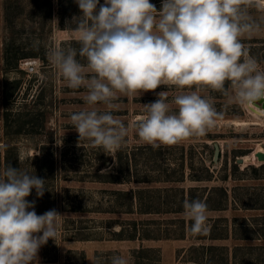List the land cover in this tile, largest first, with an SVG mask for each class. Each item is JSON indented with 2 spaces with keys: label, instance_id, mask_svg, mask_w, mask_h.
Here are the masks:
<instances>
[{
  "label": "rangeland",
  "instance_id": "1",
  "mask_svg": "<svg viewBox=\"0 0 264 264\" xmlns=\"http://www.w3.org/2000/svg\"><path fill=\"white\" fill-rule=\"evenodd\" d=\"M159 1L150 3L159 2L160 10ZM249 11L261 27L242 42L264 69V0H254ZM79 15L74 0H0V171L8 163L35 170L47 179L48 191L37 198L33 190L27 199L35 201L38 215L51 209L63 215L57 244L50 239L40 249V264L107 262L114 254L129 264H207L209 258L214 264H264V159L256 154L264 150V118L205 90L201 94L219 113L214 126L153 149L139 139L136 123L143 104L157 96H120L114 115L128 127L122 148L104 153L88 140L77 147L70 115L87 107L85 90L68 88L47 52L54 45L79 47L74 26L67 25ZM26 59H36L37 70L27 68ZM161 90L169 101L179 92L175 86ZM182 197L207 204V233L190 232ZM138 200L149 210L141 211ZM218 202L223 207H214ZM133 232L136 237H129Z\"/></svg>",
  "mask_w": 264,
  "mask_h": 264
},
{
  "label": "clouds",
  "instance_id": "2",
  "mask_svg": "<svg viewBox=\"0 0 264 264\" xmlns=\"http://www.w3.org/2000/svg\"><path fill=\"white\" fill-rule=\"evenodd\" d=\"M74 3L80 15L67 25L74 26L79 47L54 45L47 57L68 88L85 90L87 107L70 115L77 147L88 140L104 153L122 148L128 127L114 115L120 96H157L143 104L136 123L139 139L153 149L202 136L214 126L219 113L201 94L205 90L243 106L264 100V69L242 42L261 27L250 15L254 0H162L160 10L150 0ZM162 86L179 92L169 101L167 91H156ZM46 180L11 164L0 171V264H40V249L50 239L56 243L63 215L55 209L38 215L35 201L27 199L33 190L42 198ZM183 210L193 235L207 233L204 201L186 199ZM91 264L129 261L114 254Z\"/></svg>",
  "mask_w": 264,
  "mask_h": 264
},
{
  "label": "water",
  "instance_id": "3",
  "mask_svg": "<svg viewBox=\"0 0 264 264\" xmlns=\"http://www.w3.org/2000/svg\"><path fill=\"white\" fill-rule=\"evenodd\" d=\"M249 107L255 109V106H257L259 108V110L264 113V100L259 101L257 104L254 105H248ZM220 152H221V145L219 143V141H215L214 143V160L218 161L219 157H220ZM256 154L258 155L259 158L264 159V151L260 150L257 151ZM245 158L243 156H239L237 158V161H244Z\"/></svg>",
  "mask_w": 264,
  "mask_h": 264
},
{
  "label": "trees",
  "instance_id": "4",
  "mask_svg": "<svg viewBox=\"0 0 264 264\" xmlns=\"http://www.w3.org/2000/svg\"><path fill=\"white\" fill-rule=\"evenodd\" d=\"M159 1V0H158ZM154 2V1H153ZM160 2V1H159ZM159 2L158 3H155L154 5L156 6V8H159L158 6V4H159ZM67 7V6H66ZM68 8V7H67ZM76 40V39H75ZM24 56H26V55H24ZM7 161L9 162V156H7ZM9 164V163H8ZM225 193H226V195H227V190L225 189ZM182 201H181V204L183 205V202H184V197H182ZM207 199V198H206ZM223 204L224 203H221V202H218V203H215V205H214V207H216V208H221V207H223ZM137 206L139 207V209L141 210V211H146V210H149V209H146L145 207H144V205H143V202L141 201V200H138L137 201ZM134 222H136V221H134ZM123 231H122V228L118 231V233L119 234H121ZM138 233L137 232H133V233H131V235H129V237H136V235H137ZM146 236H151L149 233H146L145 234ZM140 237H141V235H139ZM213 247H215L213 244H211V245H209V248H213ZM207 264H214V261L211 259V258H209V259H207ZM219 264H222V263H219Z\"/></svg>",
  "mask_w": 264,
  "mask_h": 264
},
{
  "label": "bare ground",
  "instance_id": "5",
  "mask_svg": "<svg viewBox=\"0 0 264 264\" xmlns=\"http://www.w3.org/2000/svg\"><path fill=\"white\" fill-rule=\"evenodd\" d=\"M254 105V104H253ZM248 108H249V110L251 111V112H253L255 115H256V117L257 118H259V119H263L264 118V113H262L260 110H259V108L257 107V106H255V109H253V108H251V107H249L248 106ZM242 120V119H241ZM248 120V119H247ZM243 122H247L246 120H242ZM252 121V120H251ZM256 121V120H255ZM256 122H258V121H256ZM257 151H260V150H257ZM262 151H264V150H262Z\"/></svg>",
  "mask_w": 264,
  "mask_h": 264
},
{
  "label": "built area",
  "instance_id": "6",
  "mask_svg": "<svg viewBox=\"0 0 264 264\" xmlns=\"http://www.w3.org/2000/svg\"><path fill=\"white\" fill-rule=\"evenodd\" d=\"M26 67L30 70H37L36 59H26L25 60Z\"/></svg>",
  "mask_w": 264,
  "mask_h": 264
}]
</instances>
